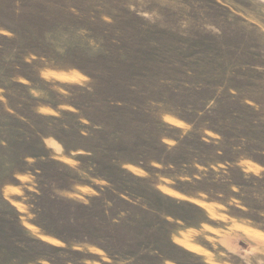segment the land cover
<instances>
[{
	"label": "rangeland",
	"instance_id": "obj_1",
	"mask_svg": "<svg viewBox=\"0 0 264 264\" xmlns=\"http://www.w3.org/2000/svg\"><path fill=\"white\" fill-rule=\"evenodd\" d=\"M0 264H264V0H0Z\"/></svg>",
	"mask_w": 264,
	"mask_h": 264
}]
</instances>
